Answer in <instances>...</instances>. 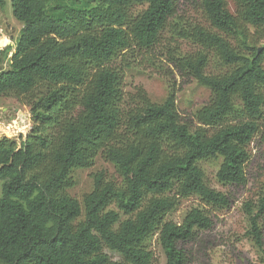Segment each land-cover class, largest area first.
Returning <instances> with one entry per match:
<instances>
[{
	"label": "trees",
	"instance_id": "1",
	"mask_svg": "<svg viewBox=\"0 0 264 264\" xmlns=\"http://www.w3.org/2000/svg\"><path fill=\"white\" fill-rule=\"evenodd\" d=\"M230 1L233 12L227 0H9L22 26L0 47V96L28 108L31 129L0 137V264H153V238L164 264L188 263L185 245L212 219L198 207L180 222L169 215L191 196L229 208L203 164L218 163V183L244 185L264 120V48L241 50L249 29L264 36V0ZM165 33L198 48L168 50L174 68L210 91L196 124L182 120L172 89L160 103L141 87L123 90L126 56ZM211 57L223 72L209 70ZM98 156L119 179L93 174L78 201L73 173ZM244 207L246 236L264 257V186Z\"/></svg>",
	"mask_w": 264,
	"mask_h": 264
},
{
	"label": "rangeland",
	"instance_id": "2",
	"mask_svg": "<svg viewBox=\"0 0 264 264\" xmlns=\"http://www.w3.org/2000/svg\"><path fill=\"white\" fill-rule=\"evenodd\" d=\"M230 11L233 12V4L227 0ZM134 10L140 7H134ZM186 11L193 20L205 23L201 13L191 5ZM1 37L0 47L14 44L22 24L17 21L11 11L9 0H5V6L0 9ZM170 33H165L162 42L147 50H134L125 58L123 90L126 97L134 94L141 87L151 99L160 103L172 89L176 94V104L183 121L195 123L194 112L208 101L210 91L199 86L192 78L179 72L168 61V50L174 48L181 51L193 52L198 48L186 41H170ZM237 44V43H236ZM237 46H241L237 44ZM247 49H241L250 56L253 49L261 53L264 48V36L254 33L249 29ZM10 53H7L9 56ZM6 57L0 64L6 68ZM264 67V57H263ZM209 70L214 73L223 72L224 67L211 57ZM196 124V123H195ZM31 129L30 114L26 106L21 105L13 96H0V137L19 139L20 134L26 135ZM264 120L260 131L250 143V161L246 165L247 181L244 185H222L217 182L215 174L218 168L217 162H205L207 182L212 189L226 194L230 199V207L217 209L202 202L195 196L181 199L176 210L169 215V219L180 222L185 213L191 208L204 209L212 219L211 229L198 231L195 239L185 245L188 253L187 264H264V257L252 245L246 236L248 229V216L245 211V202L255 203L264 186ZM103 172L107 178L119 179L114 166L109 161L98 156L92 167L77 169L73 173L75 184L68 193L82 200L85 193L92 187V175ZM1 183V182H0ZM1 185V184H0ZM263 233H264V217ZM264 247V244H263ZM151 249L154 253L153 264H164V255L158 246L156 239L151 241ZM264 249V248H263ZM117 258L112 252H108Z\"/></svg>",
	"mask_w": 264,
	"mask_h": 264
}]
</instances>
